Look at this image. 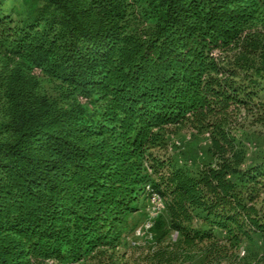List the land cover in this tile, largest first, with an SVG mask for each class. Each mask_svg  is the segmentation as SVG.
I'll use <instances>...</instances> for the list:
<instances>
[{"label": "trees", "instance_id": "1", "mask_svg": "<svg viewBox=\"0 0 264 264\" xmlns=\"http://www.w3.org/2000/svg\"><path fill=\"white\" fill-rule=\"evenodd\" d=\"M256 125L264 0H0V264H264L241 255L264 240ZM183 126L211 139L196 170L169 155ZM148 186L166 208L129 255Z\"/></svg>", "mask_w": 264, "mask_h": 264}, {"label": "rangeland", "instance_id": "2", "mask_svg": "<svg viewBox=\"0 0 264 264\" xmlns=\"http://www.w3.org/2000/svg\"><path fill=\"white\" fill-rule=\"evenodd\" d=\"M44 91L55 93L56 85L47 77H42ZM246 146L247 164H255L264 161V125H256L243 134ZM169 155L179 166L190 169H198L213 160L209 153L211 139L206 131H198L188 126L178 128L175 134L167 137ZM140 210L129 215L122 227V249L128 251L129 255L139 256V247L148 248V243L153 242L150 229L154 218L152 205L149 198H142L139 204ZM172 238H177L175 232ZM264 240L260 236L253 240H245L241 245V255L247 256L250 252H262ZM179 264H205L202 255H194L184 259Z\"/></svg>", "mask_w": 264, "mask_h": 264}, {"label": "built area", "instance_id": "3", "mask_svg": "<svg viewBox=\"0 0 264 264\" xmlns=\"http://www.w3.org/2000/svg\"><path fill=\"white\" fill-rule=\"evenodd\" d=\"M148 192L150 194L149 199L153 207V218L156 219L160 214L164 212L166 204L164 199L159 194L153 193L150 186H148Z\"/></svg>", "mask_w": 264, "mask_h": 264}]
</instances>
